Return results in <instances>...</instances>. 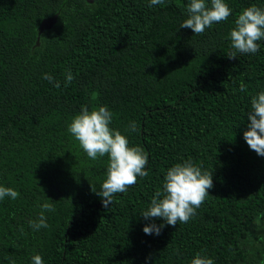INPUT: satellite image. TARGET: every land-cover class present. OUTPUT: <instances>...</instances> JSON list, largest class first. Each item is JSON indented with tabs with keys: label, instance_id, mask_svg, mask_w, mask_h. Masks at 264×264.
Segmentation results:
<instances>
[{
	"label": "trees",
	"instance_id": "16d2710c",
	"mask_svg": "<svg viewBox=\"0 0 264 264\" xmlns=\"http://www.w3.org/2000/svg\"><path fill=\"white\" fill-rule=\"evenodd\" d=\"M147 2L0 0V184L18 193L0 201V264L36 254L43 264H190L198 252L264 264V157L243 140L250 99L264 89V41L226 56L236 16L264 0H225L227 20L200 34L179 29L188 0ZM82 105L107 106L110 127L147 156V175L109 208L96 195L107 156L90 160L67 131ZM188 159L212 172L210 195L186 223L145 235L140 213L166 170ZM46 202L48 227L33 230Z\"/></svg>",
	"mask_w": 264,
	"mask_h": 264
},
{
	"label": "clouds",
	"instance_id": "9594fccd",
	"mask_svg": "<svg viewBox=\"0 0 264 264\" xmlns=\"http://www.w3.org/2000/svg\"><path fill=\"white\" fill-rule=\"evenodd\" d=\"M165 0H148L152 8L163 5ZM186 18L179 24V29H190L193 34H200L213 23L227 20L232 12L225 0H188L185 4ZM178 29V30H179ZM230 40L227 58L238 54H255L260 48L258 42L264 41V8L250 5L236 16L234 27L228 32ZM53 87L60 82L48 74H43ZM73 79L71 71L64 74L65 83ZM246 130L243 140L250 150L264 157V89L257 91L250 99ZM113 113L105 105L89 109L82 105L67 125V131L78 142L80 148L90 160L107 156L106 177L96 195L101 205L109 208L114 194L124 193L133 185L137 177L147 175V156L140 146H130L128 137L117 129L110 127ZM135 122H130L128 131H135ZM212 187V172L202 171L191 159L175 163L164 173L161 188L157 189L145 210L140 213L145 235H159L165 225L174 226L177 222L186 223L195 215V210L204 201ZM18 193L11 187L0 184V201L5 197L16 199ZM41 213L36 219L29 220L33 230L47 228L45 211H53L52 204L40 205ZM155 218L161 220L156 224ZM147 261V257H146ZM31 264H43L39 254L31 257ZM190 264H214V260L200 252L195 253Z\"/></svg>",
	"mask_w": 264,
	"mask_h": 264
},
{
	"label": "water",
	"instance_id": "95a60500",
	"mask_svg": "<svg viewBox=\"0 0 264 264\" xmlns=\"http://www.w3.org/2000/svg\"><path fill=\"white\" fill-rule=\"evenodd\" d=\"M87 4H92L93 0H85ZM57 20V14L44 18L40 21L38 27H37V38L35 41V46H38L39 42V36L42 32L49 30L52 28V26L56 23Z\"/></svg>",
	"mask_w": 264,
	"mask_h": 264
},
{
	"label": "rangeland",
	"instance_id": "374dc122",
	"mask_svg": "<svg viewBox=\"0 0 264 264\" xmlns=\"http://www.w3.org/2000/svg\"><path fill=\"white\" fill-rule=\"evenodd\" d=\"M254 242H255V240H254ZM256 245V244H255Z\"/></svg>",
	"mask_w": 264,
	"mask_h": 264
}]
</instances>
